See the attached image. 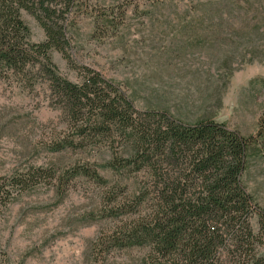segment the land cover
Here are the masks:
<instances>
[{"label": "rangeland", "instance_id": "obj_1", "mask_svg": "<svg viewBox=\"0 0 264 264\" xmlns=\"http://www.w3.org/2000/svg\"><path fill=\"white\" fill-rule=\"evenodd\" d=\"M190 1L78 0L68 31L72 63L118 83L138 110L165 109L187 121L211 116L236 129L248 140L242 183L264 209V140L256 138L264 119V37L258 41L263 48L252 52L244 45L236 56L223 44V34L218 41L205 37L207 24L183 18ZM21 17L30 40L42 41L36 19L26 11ZM243 53L256 60L240 62ZM229 54L238 60L225 63ZM51 58L61 75L78 79L60 52L52 51ZM64 130L38 74L28 83L0 77V183L9 191L0 199V259L9 264H152L149 247L119 248L109 242L125 223L145 213L143 203L132 205L141 177L115 176L100 167L106 182L72 176L80 165L102 164L110 151H51ZM27 171L28 187L12 190L11 177ZM119 203L124 211L110 214ZM258 218L254 212L249 219L255 232ZM255 245L264 252V239Z\"/></svg>", "mask_w": 264, "mask_h": 264}, {"label": "trees", "instance_id": "obj_2", "mask_svg": "<svg viewBox=\"0 0 264 264\" xmlns=\"http://www.w3.org/2000/svg\"><path fill=\"white\" fill-rule=\"evenodd\" d=\"M190 2L183 18L207 24L205 37L218 41L223 34V44L234 48V55L244 45L252 52L263 48L258 41L264 37V0ZM78 5V0H0V77L27 83L37 74L42 78L50 104L65 122L51 151H110L102 164L80 165L72 176L106 182L100 167L115 176L141 177L138 201L132 205L143 203L145 213L125 223L109 242L119 248L149 247L152 264H264V252L255 245L264 239V209L241 180L248 140L211 116L187 121L165 109L138 110L118 83L89 66L73 65L68 31ZM21 11L42 27V41L30 40ZM112 13L111 23L116 18ZM52 51L77 70V80L59 73ZM245 57L238 58L256 60ZM234 59L229 54L224 60ZM256 138L264 140L263 118ZM30 179V171L15 174L10 187L19 193ZM8 195L0 183V199ZM113 198L108 197L110 202ZM121 207L114 204L110 214L120 215L126 208ZM254 212L259 217L256 232L249 223ZM0 264L9 263L0 259Z\"/></svg>", "mask_w": 264, "mask_h": 264}]
</instances>
